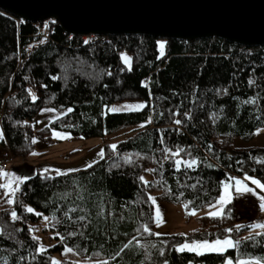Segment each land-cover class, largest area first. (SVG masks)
<instances>
[{"label":"trees","instance_id":"trees-1","mask_svg":"<svg viewBox=\"0 0 264 264\" xmlns=\"http://www.w3.org/2000/svg\"><path fill=\"white\" fill-rule=\"evenodd\" d=\"M53 21L47 20V34H41L39 22L0 10V147L23 159L35 150L33 138L50 140L44 134L51 128L84 138L131 131L115 149L105 143L104 157L91 167L61 175L35 173L20 184L12 206L19 218L0 210V264H52V252L65 247L95 260L89 264H161L165 259L168 264H220L226 258L264 264V232L238 239L250 227L238 232L227 224L229 204L221 216L201 218L186 234L155 235L154 204L148 199L182 204L189 212L212 203L222 182L232 177L247 174L264 184V146L236 147L228 141L231 136L250 139L264 128V44L149 35L85 42ZM122 54L130 57L131 70ZM127 101L145 106L109 112L110 105ZM46 106L72 111L37 130L34 118ZM193 159L197 163L191 168L183 163ZM44 216L52 221L57 242L38 252L30 224ZM228 235L240 243L223 254L175 250L185 242Z\"/></svg>","mask_w":264,"mask_h":264},{"label":"water","instance_id":"water-1","mask_svg":"<svg viewBox=\"0 0 264 264\" xmlns=\"http://www.w3.org/2000/svg\"><path fill=\"white\" fill-rule=\"evenodd\" d=\"M0 10L32 23L54 20L70 35L264 44V0H0Z\"/></svg>","mask_w":264,"mask_h":264},{"label":"rangeland","instance_id":"rangeland-1","mask_svg":"<svg viewBox=\"0 0 264 264\" xmlns=\"http://www.w3.org/2000/svg\"><path fill=\"white\" fill-rule=\"evenodd\" d=\"M43 22L47 23V20ZM46 29L47 27L43 26L42 29L39 28V32L42 31L41 34L42 33L47 34ZM98 39H103V36L94 35L93 41H96ZM159 42H163V41L160 40ZM122 50L121 52L124 53ZM158 53L159 55H161V49L159 47V43H158ZM163 53H164V48H163ZM125 56L130 58L128 55ZM127 66H129V64H127ZM141 103H142L141 101H127L123 103H115L110 105L108 110L109 112H112L110 111V109L113 107L121 109L120 111H116V112L137 110L135 109L134 106ZM67 111L68 109H56L47 106L41 108V110L37 113V115L34 118V128L39 130L50 126V124L55 119L65 114ZM0 131H2L1 122H0ZM54 131L63 134V138L54 137L53 136ZM130 131H131L130 128H123L121 130L114 132L113 134L105 135L103 137L84 138L80 135H73L64 130L51 128L49 133L47 132L44 134L50 138L49 141L36 139V142L34 143L35 150L33 152L35 154L33 153L29 154L25 156V158L23 159L14 158L10 166L5 171L8 173H14L16 176L30 177L33 174H35L37 171H40V173L57 174L55 170L59 169L63 174L73 170L83 169L86 168V165L88 164L91 165L94 164L92 163L93 161L97 162L101 159L100 156H98L97 154L101 151V149H103V152L105 151V147H104L105 143L108 144L111 149H113L111 146L116 145L117 141L119 139L126 137ZM228 141H230L231 144H233L236 147L264 146V128H259L258 130H256L254 136L250 139H245L241 136H231L230 140ZM113 153L114 152H111V154ZM46 168L48 169L47 172L44 171V169ZM235 178L243 180L244 183L248 185V187L254 189L256 194H253L252 192L237 194L235 192V181L232 179H228L222 182L219 196L212 203L200 209H195L187 212L184 208V205L182 204L163 202L155 199L156 203L154 204V218H155L156 207L158 205L160 208V212L162 214L163 222L159 225V227H157L155 222L154 232L160 233V235L172 234V233L186 234L194 230L196 227H198L199 222L201 221L200 219L208 216L207 213L220 210V205L217 204L216 201L223 194L224 184L226 183L232 185L229 191L232 193V197H233L231 202L228 203L229 206L228 204L224 205L222 210L224 212V209L227 206L230 207L228 212L232 214V220L231 221L229 220L227 224H230V227L232 229L236 228L237 225H241V226L251 225L250 224L251 219L261 211L259 207L260 204L259 196H263V194L261 193L260 188L257 187L255 184H253L252 181H247V179L243 177H235ZM10 181H14L13 176L9 175L6 177L0 175V185L8 184ZM14 186L15 185L13 183V187ZM6 191L8 190L1 187L0 210L4 209V210L13 211L12 210L13 203L12 204L7 203L10 196L5 195ZM209 205H214V207H209ZM193 211L194 214H192ZM44 217H48V216H44ZM44 217L41 220H39L37 223L30 224V229L32 235L38 241V248L42 245L47 250L52 248V246L56 244L57 240L54 238L55 234L52 230L53 229L52 221L50 220L49 217H48L49 219L46 221ZM239 229L237 230L236 228L238 232ZM252 232H256V233L264 232V228L250 227L249 231H244V232L242 231L237 238L241 239L242 237H247V235ZM227 237H229V235ZM187 243H191V242H187ZM64 249L61 252L58 251L52 252L51 255L52 262L53 259L59 261V264H89L95 261L93 259L89 260L80 257L78 253H76L74 250L69 253V252H65ZM205 253H209V252H205ZM239 260H247L250 261L251 264H255V261H257L256 259L253 258H241ZM232 261L233 264H236L237 260L232 259ZM161 264H164V262ZM191 264H203V263L191 262Z\"/></svg>","mask_w":264,"mask_h":264},{"label":"snow or ice","instance_id":"snow-or-ice-1","mask_svg":"<svg viewBox=\"0 0 264 264\" xmlns=\"http://www.w3.org/2000/svg\"><path fill=\"white\" fill-rule=\"evenodd\" d=\"M47 26L48 25L46 23L45 27H47ZM158 43H159V47L161 49V55H163L164 44H163V42H158ZM122 59L124 60V62L126 64H129V70H131L130 58H128V57H126L125 55L122 54ZM55 78L56 77H53V79H55ZM250 83H251V81H250ZM32 98H33V100L36 99L35 96H33ZM144 106L145 105L141 103V104L135 105L134 107H135V109L139 110V109L143 108ZM124 107H127V106H124ZM120 110H121L120 108H116V107H113V108L110 109V111H112V112H116V111H120ZM68 111H72V109H68ZM175 123L176 124H180L181 121L176 120ZM53 136L54 137L63 138V134L55 132V131L53 132ZM2 139H3V132L0 131V140H2ZM35 142H36V139L33 138V143H35ZM111 147L113 149H115V145H112ZM33 154H35V153H33ZM97 155L100 156V158L102 159L103 156H104L103 149H101V151ZM165 158L167 159L168 157L166 156ZM92 163H95V161H93ZM183 163L187 167L191 168L193 165H195L197 163V161L195 159H193L190 163L186 162V161L183 162ZM180 164H181V161H179V160L176 161L177 168H179ZM86 167H91V164L86 165ZM44 171L47 172L48 169L46 168V169H44ZM55 171H56L57 175H61L62 174L59 169H56ZM149 171H154V169L153 170H149ZM0 175L6 176V177L11 175V176L14 177V181H10L8 184L0 185V187H3L6 190H8V191L5 192V195H9L10 196V198L7 201V203L12 204V203H14V199L12 197H14L15 193L17 191H19L20 184H22L25 180L29 179V177L28 176H16L14 173H8V172H6V171H4L2 169H0ZM231 179L235 181V192L237 194H244V193H249V192H252L253 194H256L254 189L248 187V185L245 184L243 180L237 179L235 177H232ZM245 179L251 180L252 183L255 184L257 187H259L261 189H264V184H262L260 180L252 178L250 176H247V174H245ZM140 180L143 181L144 178L140 177ZM13 183L15 185L14 187H13ZM231 187H232L231 184H227V183L224 184V192L218 198V200L216 201V203L220 205V210L209 212V213H207L208 216L217 217V216H221L223 214L222 210H223L224 205L230 203L232 198H233L232 197V193L229 191V189ZM148 199L151 200L153 202V204L156 203L154 197L149 196ZM259 200H260V204H259L260 210L262 212H264V196H259ZM185 207H187V205H185ZM209 207H214V205H209ZM25 210L28 213H34V211H35L31 206H26ZM35 214L38 215V216L42 215L41 213H35ZM192 214H194V211H193ZM11 217L14 220L19 218L15 211L11 212ZM44 219L47 221L49 218L48 217H44ZM80 219H83V217H80ZM155 222H156L157 227H159V225L163 222L162 214L160 212V208H159L158 205L156 207V212H155ZM240 227H242V226L241 225H237L236 226L237 230ZM249 227H251V228H264V223H254V224L249 225ZM143 229H144L145 232H150L151 231V229L148 227L147 224L143 225ZM226 231L231 232L232 229H227ZM56 235H59V233H56ZM69 235H74V233H70ZM155 235H160V233H155ZM256 235H261V233H256ZM251 238H253V237L250 234L248 239H251ZM239 243H240L239 241H233V239L230 238V237H225L224 239H219L218 238V239H216V240H214L212 242H209L207 240H203V241L193 240L191 243L185 242L183 244L175 246V250L177 252H181V253L184 252V251L195 252L197 255H202L205 252L223 254V253H225V251L227 249L233 248V247L237 246ZM130 244H131V241H129L128 244L124 245V247L127 248V247H129ZM45 250L46 249L42 245L37 249L38 252H44ZM64 251L70 253V252L73 251V249L65 247ZM117 255H119V253H117ZM160 255H162V256L164 255L163 250H161ZM52 264H59V261H56L55 259H53ZM164 264H168V261L166 259L164 260ZM189 264H191V262H189ZM223 264H233V261L230 258L229 259H225L223 261ZM236 264H251V262L247 261V260H239L238 259L236 261ZM255 264H260V261H258V260L255 261Z\"/></svg>","mask_w":264,"mask_h":264},{"label":"built area","instance_id":"built-area-1","mask_svg":"<svg viewBox=\"0 0 264 264\" xmlns=\"http://www.w3.org/2000/svg\"><path fill=\"white\" fill-rule=\"evenodd\" d=\"M41 23V24H40ZM39 23V28H43V26H45L46 22H40ZM123 52H125V50H122ZM14 160V157L12 155V153L10 152L9 149L7 148H0V169L2 170H6L11 162ZM251 224L254 223H264V212L260 211L259 213H257L250 221Z\"/></svg>","mask_w":264,"mask_h":264},{"label":"bare ground","instance_id":"bare-ground-1","mask_svg":"<svg viewBox=\"0 0 264 264\" xmlns=\"http://www.w3.org/2000/svg\"><path fill=\"white\" fill-rule=\"evenodd\" d=\"M80 37H82V40H84L85 42H92L93 39H94V35H91V34H82V35H79ZM98 36V35H96ZM105 37V36H103ZM212 38V37H211ZM217 38V37H216ZM157 39H160V38H157ZM185 41H191V40H185Z\"/></svg>","mask_w":264,"mask_h":264},{"label":"crops","instance_id":"crops-1","mask_svg":"<svg viewBox=\"0 0 264 264\" xmlns=\"http://www.w3.org/2000/svg\"><path fill=\"white\" fill-rule=\"evenodd\" d=\"M1 141V140H0ZM0 148H3V147H0ZM41 165V164H40ZM73 171H75V170H73ZM71 172V171H70ZM36 173H40V171H37ZM68 173V172H67ZM64 174V173H63ZM1 188V187H0Z\"/></svg>","mask_w":264,"mask_h":264}]
</instances>
